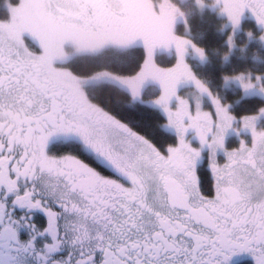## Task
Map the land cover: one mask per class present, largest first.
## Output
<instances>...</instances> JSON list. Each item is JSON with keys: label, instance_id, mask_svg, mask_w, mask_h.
Listing matches in <instances>:
<instances>
[{"label": "snow or ice", "instance_id": "obj_1", "mask_svg": "<svg viewBox=\"0 0 264 264\" xmlns=\"http://www.w3.org/2000/svg\"><path fill=\"white\" fill-rule=\"evenodd\" d=\"M247 259L264 0H0V264Z\"/></svg>", "mask_w": 264, "mask_h": 264}, {"label": "trees", "instance_id": "obj_2", "mask_svg": "<svg viewBox=\"0 0 264 264\" xmlns=\"http://www.w3.org/2000/svg\"><path fill=\"white\" fill-rule=\"evenodd\" d=\"M192 23L194 35H198L201 31H203L209 34L210 42H214L219 39L218 35L214 31L215 21L210 15L205 14L202 19L199 13H196L193 17ZM245 264H251V262L246 261Z\"/></svg>", "mask_w": 264, "mask_h": 264}, {"label": "flooded vegetation", "instance_id": "obj_3", "mask_svg": "<svg viewBox=\"0 0 264 264\" xmlns=\"http://www.w3.org/2000/svg\"><path fill=\"white\" fill-rule=\"evenodd\" d=\"M246 261H249V262H251V260H250V259H247V260H245V262H246Z\"/></svg>", "mask_w": 264, "mask_h": 264}]
</instances>
